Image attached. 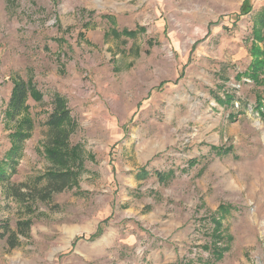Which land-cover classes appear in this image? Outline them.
Returning <instances> with one entry per match:
<instances>
[{"label":"rangeland","instance_id":"obj_1","mask_svg":"<svg viewBox=\"0 0 264 264\" xmlns=\"http://www.w3.org/2000/svg\"><path fill=\"white\" fill-rule=\"evenodd\" d=\"M244 1L0 0V164L32 121L0 181V264H264V85L245 75L264 0ZM18 80L42 100L12 119ZM56 96L78 185L41 201Z\"/></svg>","mask_w":264,"mask_h":264},{"label":"trees","instance_id":"obj_2","mask_svg":"<svg viewBox=\"0 0 264 264\" xmlns=\"http://www.w3.org/2000/svg\"><path fill=\"white\" fill-rule=\"evenodd\" d=\"M251 2V0H245L242 5V9L245 7L252 8ZM249 12H251V10ZM241 15H238L237 17L241 18ZM253 22L255 24L253 27V36L255 41L251 47L253 61L250 69L245 73V75L250 78V80L255 82L256 85H264V10L255 16ZM29 96L35 101L40 102L42 100L41 94L36 91L35 87L29 82L27 83L21 80L16 81L11 93L8 107V114L12 119L16 116H20L23 112L28 110L26 102ZM53 107L54 108L46 121V126L49 129L48 140L46 143V153L56 169L47 173L44 179H41L47 184L42 189L43 193L39 199L41 201H46L54 194L61 193L66 189H72L78 185V175L73 168L76 158L73 149H71L69 145L71 136V131L69 129H77V123L72 117L66 101L62 97L56 96L54 98ZM21 124L22 127L11 135L13 142L8 153V158L0 164L1 182H5L6 180L9 182L10 178L8 176L16 174L18 160L22 156V145L32 136L30 133L32 131V121H30V119H25L21 122ZM9 169L11 170L10 174H8ZM10 187L11 195L20 201L27 197L36 198L28 193H22L20 191L21 187H13L12 184H10ZM18 227L19 231L23 233L24 231H29L31 223L21 222L18 224ZM10 242H12V239ZM10 247L12 249L16 248V244L11 243ZM221 256L222 254H220L219 257L217 255V260L220 259Z\"/></svg>","mask_w":264,"mask_h":264}]
</instances>
